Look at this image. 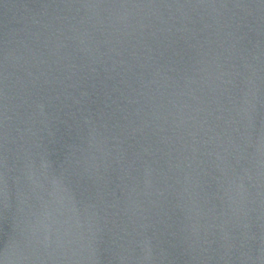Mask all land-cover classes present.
<instances>
[{
	"label": "water",
	"instance_id": "water-1",
	"mask_svg": "<svg viewBox=\"0 0 264 264\" xmlns=\"http://www.w3.org/2000/svg\"><path fill=\"white\" fill-rule=\"evenodd\" d=\"M0 264H264V0H0Z\"/></svg>",
	"mask_w": 264,
	"mask_h": 264
}]
</instances>
